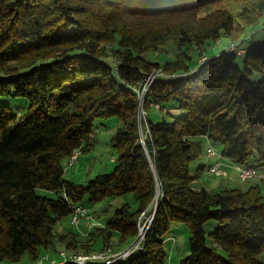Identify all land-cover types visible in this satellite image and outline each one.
<instances>
[{
	"label": "trees",
	"instance_id": "16d2710c",
	"mask_svg": "<svg viewBox=\"0 0 264 264\" xmlns=\"http://www.w3.org/2000/svg\"><path fill=\"white\" fill-rule=\"evenodd\" d=\"M263 13L264 0H0V98L28 104L18 114L0 103V264L19 262L26 251L34 264L58 244L75 253L118 250L138 236L143 211L152 220L140 247L112 264H167L172 223L189 232L178 264H264L262 186L195 188L199 169L196 176L190 169L204 151L196 136L218 143L219 154L237 165L264 166V40L252 45L242 37ZM221 32L242 53L204 55V42ZM167 40L173 58L144 56ZM158 69L164 74L140 103L137 90ZM153 104L172 105L173 119L149 120ZM112 116L121 122L110 140L113 169L86 182L66 178L72 152L94 146V121ZM125 193L135 208L123 202L87 238L54 232L75 202ZM209 220L219 225L208 243Z\"/></svg>",
	"mask_w": 264,
	"mask_h": 264
},
{
	"label": "rangeland",
	"instance_id": "374dc122",
	"mask_svg": "<svg viewBox=\"0 0 264 264\" xmlns=\"http://www.w3.org/2000/svg\"><path fill=\"white\" fill-rule=\"evenodd\" d=\"M247 36L248 38L252 39V45L257 44L260 41L264 40V13L260 19L259 24L256 27L253 28H248L246 30V33L242 36L245 37ZM231 44L230 39L228 36L224 33L221 32L219 37L216 39H208L204 42L202 46V52L206 56H211L213 54H216L222 50L228 49L229 45ZM233 44V43H232ZM246 46V42L244 43ZM191 55L192 58L189 62V65L191 68H195L199 62L197 53L195 51V47H191ZM176 53V48L175 45L171 40H167L159 50V53H155L152 51L145 52L144 56L147 58L151 59L152 61H162L166 59H171L174 57ZM204 58H202L203 61ZM237 64L241 66V61L240 57L237 58L236 60ZM161 68V67H160ZM162 69V68H161ZM159 71V70H158ZM157 71V72H158ZM163 71V69H162ZM161 70L159 72H162ZM164 72V71H163ZM261 74L259 72H254L251 75L252 79H258L260 78ZM140 103L142 102V98H139ZM0 103L8 105L13 111H16L18 114L25 110L28 106L27 101L25 98L22 97H1L0 98ZM151 108L148 110V113L146 114V117L151 120L152 122H158L160 121L161 117L163 116L167 120H172L173 118L168 115V111H171L172 105H167L163 108H159L155 104L150 106ZM144 111L140 109V123H145V114L144 116ZM172 114H176V116L182 115V113L175 111L172 112ZM121 126V122L117 119V117L112 116L109 118H99L94 121V146L83 153H80L78 160L74 162L72 166H68L67 163L65 165V177L68 179H71L76 182H86L90 178L94 177L96 174L99 173H105V172H110L116 161L114 160L115 157H117V152L114 150V148L111 146L110 140L113 134L116 132V130ZM145 127V125H144ZM141 129V125H140ZM142 130V129H141ZM146 129L144 128V132ZM143 131H141V134ZM145 135H143L144 137ZM195 139H201L203 148L205 149L206 144H210L212 148H214L216 153H219L220 151V145L218 143H207V140L204 136H196ZM206 152L205 150L203 151L202 155L199 156L198 158L194 159L190 163V169L192 173L195 174V172L198 169L199 164H205L207 165L208 162L210 161L209 159L206 158L205 156ZM209 172V171H208ZM211 173V172H210ZM213 175H218L216 173H211ZM225 174V173H224ZM223 174V175H224ZM213 177V176H212ZM251 179V178H250ZM246 180V179H245ZM197 184V183H196ZM195 184V186H196ZM41 193H45L48 195H52L51 192L49 191H43L40 190ZM123 202H128L131 206V208H135L136 202L133 198V195L131 193H125L120 196H110L108 198H105L101 201L98 202H92L88 203L84 201L85 206L88 208L90 214L93 216L97 217L98 221H104V219L109 216L115 208L120 206ZM153 208V207H152ZM103 210H105V214H103ZM149 211V210H147ZM151 211V210H150ZM144 211L140 214L142 215ZM154 214V212H153ZM147 214H145L143 222L146 220ZM140 227H142L141 221L138 219ZM178 225L181 226V229H178L175 232V237L177 239V250L174 248L173 251H170V247L165 244L166 251L168 255L173 256V260L176 259V252L179 254L181 258L187 255L188 253V237H189V232L186 226L183 224L177 223ZM216 225V226H213ZM218 222L215 220H209L204 224V230L206 233V238L207 242H210V238L208 236V233L212 231L214 228L218 226ZM82 226L83 224H79L78 226H74L70 223V215H65L63 216L60 220H58L54 226V232H62V231H68V230H73V231H78L80 236L82 238H87V234L82 231ZM133 241V240H132ZM131 243V242H130ZM99 244V243H98ZM129 245V244H128ZM125 244H122L121 247H128ZM111 246V245H110ZM125 247V248H126ZM60 245L58 244L56 249H50V250H45L42 252H46L47 254L51 255L54 258L58 257V251L60 249ZM110 248V247H108ZM106 248V249H108ZM120 250V248L118 249ZM30 254L26 251L23 255L22 258L19 262L15 263H10V264H24L26 260H30ZM3 263V262H1Z\"/></svg>",
	"mask_w": 264,
	"mask_h": 264
},
{
	"label": "crops",
	"instance_id": "0c3cea01",
	"mask_svg": "<svg viewBox=\"0 0 264 264\" xmlns=\"http://www.w3.org/2000/svg\"><path fill=\"white\" fill-rule=\"evenodd\" d=\"M207 143H210V142L207 140ZM208 146H210V144H206L205 148ZM219 153H220V151H219ZM205 156L210 161L208 162L207 165H205L203 163L199 164V166H198L199 174L197 177L194 178V180L192 182L193 187H195V188L204 187L206 189L216 191V190L225 189V188L226 189H228V188L246 189L250 185L259 184L262 186V192L264 194V166L256 167L258 170V176L254 177L252 179H246V180L242 181V180H240V178L238 176L237 164L235 162H233V161H231L225 157L219 156L217 154H213V155L205 154ZM114 160H116V157ZM214 162H219L220 167L223 169V171L225 173L224 175H213L210 172H208V167ZM196 172L194 174L191 171L192 176H196ZM195 184H196V186H195ZM213 226H216V225H213ZM90 229L85 227V225L82 226V231L85 233H87ZM178 229H181V226L178 224L172 223L168 233L165 235L164 245L167 244L170 247V251H173L174 248H176V250H177V239L175 237V232ZM119 248L122 249L121 247L118 246L117 249H119ZM62 249H64V248H62ZM45 253L46 252H42V254H44V255L51 256V255L45 254ZM42 254H40V255H42ZM175 257H176V259L173 260V256L168 255L167 264H178L181 257L179 256V254H177V252H176ZM24 264H33V260H31V259L29 261L26 260L24 262Z\"/></svg>",
	"mask_w": 264,
	"mask_h": 264
},
{
	"label": "built area",
	"instance_id": "2783aa9c",
	"mask_svg": "<svg viewBox=\"0 0 264 264\" xmlns=\"http://www.w3.org/2000/svg\"><path fill=\"white\" fill-rule=\"evenodd\" d=\"M228 49L230 50H236L239 53H242V48H236L235 44H230ZM154 78V76H153ZM147 89V85H144V81L140 88L138 90H145ZM137 90V92H138ZM158 106V105H156ZM144 116V114L142 113ZM80 151H76V157H71V163L69 166L73 165V159H76L79 155ZM205 152L208 153V155L217 154L211 146H208L205 148ZM211 169L214 170H223L220 167L219 162H214L211 164ZM238 170V176L243 181V177L245 176H252V175H258V170H255L253 172H244V166L237 165ZM74 210V218L70 222L72 225L78 226L79 224L85 225L88 229H90L93 226L96 225H102V221H97V217L90 214L88 208L82 204L75 202V209ZM146 213H143L142 215H139V220H144ZM138 244V237L135 238V241L128 247L120 249V250H113V249H105L103 251H98V257H66V258H54L52 256H44V254L41 255V264H57V261H64V260H73V261H83L84 262H92V261H103V262H111L112 260H119L122 258L126 253L129 252V250H134L137 248ZM61 249H59L60 251Z\"/></svg>",
	"mask_w": 264,
	"mask_h": 264
},
{
	"label": "bare ground",
	"instance_id": "6f19581e",
	"mask_svg": "<svg viewBox=\"0 0 264 264\" xmlns=\"http://www.w3.org/2000/svg\"><path fill=\"white\" fill-rule=\"evenodd\" d=\"M159 71L161 69H158ZM158 70H156L155 72H153L151 75H148V77L145 79L144 81V85H148L151 83V80L153 79V76L155 77L156 75H160L159 77H161V75H163L164 73L163 72H159ZM158 71V72H157ZM157 77V76H156ZM168 77V76H166ZM144 93H145V90H138V97L139 98H143L144 96ZM76 151H80L79 149H75L72 154L70 155V157L67 159V165L69 166L70 163H71V157H76ZM208 155V153H206ZM79 155H80V152H79ZM79 155L77 156L76 159H73V164L76 160H78V157ZM217 155L221 156L219 153H217ZM257 170L256 167H245L244 166V172H253ZM208 171L211 172V173H216L218 175H223L224 174V171L223 170H214V169H211V165L208 167ZM258 175H252V176H245L243 177V180L245 179H250V178H254ZM72 209H75V204L72 205ZM74 218V210H72L70 212V222L72 221V219ZM152 220V214L149 215V216H146V220L143 222L142 224V227H139V234H138V244H137V248L140 247L141 245V241L145 235V231H146V226H148L147 224H149ZM98 221V220H97ZM75 226V225H74ZM135 241V240H134ZM132 241V243L134 242ZM131 243V244H132ZM130 244V245H131ZM129 245V246H130ZM111 249V247L109 248ZM135 250V249H134ZM133 250H129L128 253H126V255H124L122 258H120L119 260H122L124 259L127 255H129ZM47 254V253H45ZM44 256H48V255H44ZM66 257H98V251L96 252H91V253H75L74 252H68L65 248L64 249H61L60 251H58V258H66ZM119 260H112L111 262H104L105 264H112L116 261H119ZM87 262H84V264H86ZM34 264H41V256L40 258L34 263ZM57 264H83V261H73V260H64V261H57Z\"/></svg>",
	"mask_w": 264,
	"mask_h": 264
},
{
	"label": "water",
	"instance_id": "95a60500",
	"mask_svg": "<svg viewBox=\"0 0 264 264\" xmlns=\"http://www.w3.org/2000/svg\"><path fill=\"white\" fill-rule=\"evenodd\" d=\"M155 203H156V200H155ZM155 207H156V204H154V206H153V210H155Z\"/></svg>",
	"mask_w": 264,
	"mask_h": 264
}]
</instances>
